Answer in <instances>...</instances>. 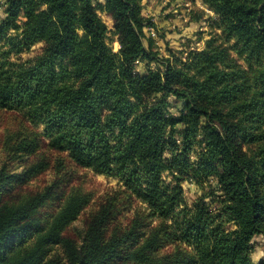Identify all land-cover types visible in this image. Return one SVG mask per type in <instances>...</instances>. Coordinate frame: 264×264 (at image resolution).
<instances>
[{
    "label": "trees",
    "instance_id": "trees-1",
    "mask_svg": "<svg viewBox=\"0 0 264 264\" xmlns=\"http://www.w3.org/2000/svg\"><path fill=\"white\" fill-rule=\"evenodd\" d=\"M93 1H4L0 111L18 119L0 144L29 163L0 166V264H264L250 259L252 238L264 237V0H202L245 66L208 40L183 66L166 59L165 70L143 72L134 62L157 53L144 43L152 22L139 0ZM98 9L113 18L117 52ZM38 41L34 61L9 60ZM170 95L181 102L176 113ZM51 152L55 179L17 196L15 185L50 168ZM67 161L120 182L79 236L69 225L92 193ZM210 176L216 183L189 207L182 181Z\"/></svg>",
    "mask_w": 264,
    "mask_h": 264
},
{
    "label": "rangeland",
    "instance_id": "rangeland-1",
    "mask_svg": "<svg viewBox=\"0 0 264 264\" xmlns=\"http://www.w3.org/2000/svg\"><path fill=\"white\" fill-rule=\"evenodd\" d=\"M4 1L0 0V18L3 16ZM97 1L104 2V0H94V4ZM139 4L142 16L152 22L151 25L145 24L143 27L145 34L144 43L146 46L149 42L152 43L153 51L157 54L156 58L149 62L137 59L134 62L136 71L143 72L146 68H159L163 71L165 70V60L169 59L173 61L175 58L181 61L178 65L183 66L184 63L188 62V52L205 49L208 40H212V44L214 45L224 47L227 50L229 58L245 66L241 56L234 50L233 42H225L224 38L220 35L219 29L211 24V18H214L215 15L202 0H139ZM97 12L108 27L106 42L114 52H117L119 44L117 36L113 32V18L110 14L100 9ZM10 34H13L12 30H9L7 35ZM8 47L6 39L0 41L1 49L6 50ZM43 48L44 42L38 41L29 48L24 47L21 50H12L8 54L9 60L15 63L32 62L42 54ZM180 103L173 95H170L168 110L176 113ZM17 119V114L12 111H0V140L6 127L16 125ZM42 128L43 126L40 125V129ZM41 153L47 154L48 151L44 149L41 150ZM57 156L56 152H51V155L49 154L51 160L49 169L38 174L23 186L15 185L14 187L18 188L16 191L17 196L20 193L25 194L29 191L42 189L45 185L50 184L55 179L53 164ZM165 156L168 157L169 154L166 153ZM26 159L32 160L34 158L27 157ZM4 162L7 168L13 171H21L29 163H24V161L20 160H10L0 144V166ZM66 165L71 171L75 172L74 182L83 190L92 193L90 202L85 206L76 220L69 225V232L74 236H79L86 227V217L89 213L96 209L108 194L113 193L120 182L118 178L106 176L90 168L73 166L69 161H67ZM211 182L212 186L216 183L211 176L205 182H202V184H199L194 178L186 177L182 181L183 196L189 207H192L193 201L196 198H202L204 194L211 190V185H209ZM204 199L205 201H209L211 197L206 196ZM137 205H139V202L136 200L132 204L131 209L125 207L123 210H127L121 212L120 219L126 222ZM251 245L250 259L252 262L258 263L264 258L263 234L255 235L251 240ZM171 247V242H168L167 247L161 250V252L169 250ZM59 257L62 258V255H59Z\"/></svg>",
    "mask_w": 264,
    "mask_h": 264
}]
</instances>
